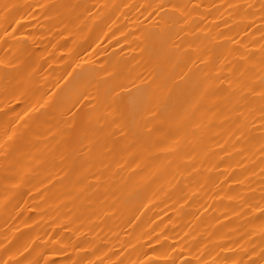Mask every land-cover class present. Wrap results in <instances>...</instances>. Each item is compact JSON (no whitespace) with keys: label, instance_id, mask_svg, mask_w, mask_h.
<instances>
[{"label":"bare ground","instance_id":"obj_1","mask_svg":"<svg viewBox=\"0 0 264 264\" xmlns=\"http://www.w3.org/2000/svg\"><path fill=\"white\" fill-rule=\"evenodd\" d=\"M0 264H264V0H0Z\"/></svg>","mask_w":264,"mask_h":264}]
</instances>
